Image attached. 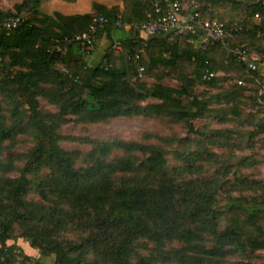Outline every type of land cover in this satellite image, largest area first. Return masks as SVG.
Segmentation results:
<instances>
[{
	"label": "trees",
	"instance_id": "trees-1",
	"mask_svg": "<svg viewBox=\"0 0 264 264\" xmlns=\"http://www.w3.org/2000/svg\"><path fill=\"white\" fill-rule=\"evenodd\" d=\"M41 1L21 0L14 13L0 8V22L21 20L0 29V152L29 130L36 141L25 154L0 158V264H49L50 258L52 264H255L264 250V184L226 174L264 163V154L236 153L264 152V88L258 70H247L232 52L264 54V0H179L196 5L204 21L238 26L228 46L203 48L199 32L161 33L166 38L151 41L119 37L121 48L112 42L97 65L86 62L73 38L95 26L94 48L104 32L113 41L125 25L149 19L150 0H124L122 7L94 3L84 14L45 13ZM227 12L234 15L229 21ZM141 43L145 52L135 60ZM39 98L57 112L42 111ZM249 103L258 111H249ZM69 116L89 124L130 116L182 121L199 143L229 150L220 155L225 173L171 177L161 147L125 140L89 141V164L77 166L78 152L59 144L58 130ZM197 120L204 124L195 127ZM210 121L231 125L211 129ZM113 150L120 155L109 159ZM178 155L195 174V162L213 154L204 148ZM13 171L18 175H6ZM31 190L39 201L27 198ZM245 191L254 195H234ZM59 229H74L79 241L60 237ZM18 238L40 253L34 263L16 245ZM239 254L248 260H229Z\"/></svg>",
	"mask_w": 264,
	"mask_h": 264
},
{
	"label": "rangeland",
	"instance_id": "rangeland-1",
	"mask_svg": "<svg viewBox=\"0 0 264 264\" xmlns=\"http://www.w3.org/2000/svg\"><path fill=\"white\" fill-rule=\"evenodd\" d=\"M21 0H0V8L5 12L14 13V5L19 3ZM82 3H85V0H77ZM104 1V0H102ZM110 1V0H105ZM242 2L249 3L250 1L258 0H241ZM68 3V2H67ZM52 6V7H51ZM54 6V7H53ZM67 4L65 1L61 0H46L43 4V10L50 11L51 8L66 10ZM24 17H29L30 15L23 14ZM234 15L231 12H227L225 15V20L229 21ZM221 19V17H216ZM3 97L0 95V100ZM152 102V99L146 100L143 104ZM39 108L42 111L46 112H57L55 105L49 103L45 98H39ZM3 107H7L6 101L3 102ZM246 108L249 111H258L256 108H251L250 103L247 104ZM264 115V114H262ZM70 121L62 125L58 133L62 136L60 141V146L66 150H76L78 152L76 165L77 166H86L89 164V153L94 149V145L89 143V141H111V140H125L132 142L145 143L146 145H152L153 148L161 147L164 150V157L166 160V168L171 177L180 179H197V178H210L215 176H223L225 173L223 158H221V153L229 151L226 148H216L213 146L207 147L201 142L199 143V136L195 134H189L187 131V126L182 121L172 120L170 117L158 116V117H143V116H130V117H117L110 119L105 123H79L74 121L73 116H69ZM211 122V129H223V127L230 126L231 124H216L214 121ZM204 124V121H195V127H200ZM149 133L153 134L152 137L147 138L144 134ZM189 137V138H188ZM164 138V139H163ZM188 138L189 141L186 143L180 142L181 139ZM35 138L33 133L29 130L28 133L19 134L13 143L5 142L3 144V149L0 152V158L6 161L8 157H15L17 155H22L27 153L34 145ZM204 148L208 149L211 154L207 159L202 158L199 161H196L193 168L195 174H188V170L185 169L186 163L182 162V157L177 156L178 153H191V151H201ZM264 154L263 151H260L258 148L253 147L250 150H244L242 152L236 151L237 154H253V153ZM120 155L118 150L111 151L107 156L109 159ZM106 156V157H107ZM95 157V156H94ZM137 157L141 155L137 154ZM14 165L17 167H22V163L19 161L14 162ZM173 167H176L177 174L173 173ZM195 167H198L196 171ZM8 177L17 176L18 172L13 171L6 174ZM228 179H234V177L246 178L250 182L262 183L264 184V163L258 164L250 169H234L230 173L226 174ZM235 196H246L250 197L254 193L250 191L245 192H235ZM38 196V197H37ZM28 199L40 200L38 192L36 190H31L28 195ZM60 237L70 239L73 241H79V233L74 229H69L64 231L59 229L56 231ZM16 233L19 234L20 230H16ZM9 244L12 241L8 242ZM16 245L23 250L24 253L29 255L32 259L31 263H34L36 259L40 257V253L37 249L32 250L28 242L24 239L18 238L16 240ZM146 254V253H142ZM256 258H253L252 261L255 264H264V250H261L256 253ZM230 261L238 260H248L246 254H239L229 257ZM53 258L48 260L49 264H52ZM161 264V263H156Z\"/></svg>",
	"mask_w": 264,
	"mask_h": 264
},
{
	"label": "built area",
	"instance_id": "built-area-1",
	"mask_svg": "<svg viewBox=\"0 0 264 264\" xmlns=\"http://www.w3.org/2000/svg\"><path fill=\"white\" fill-rule=\"evenodd\" d=\"M152 13L147 21L137 23L134 25H128L133 29L145 35H158L164 34H194L199 32L202 39L201 43L203 48L208 45H213L215 43H221L224 46H228L231 39L235 37V32L238 30V26L234 25L227 29L222 22L204 21L201 18L200 13L196 10V5H191L185 7L179 0H150ZM259 18L258 14L255 15ZM99 22L103 21L102 17H99ZM21 23L18 18L6 19L0 22V29L11 30L16 28ZM117 23H120L117 21ZM96 27L92 26L89 33H84L77 35L73 40L79 45L81 51L87 55L94 48V36ZM55 43L58 45V41ZM145 43H141V46L134 51V59L139 60L141 55L145 52ZM113 48L120 49V41H116L113 44ZM57 51L65 52V47H56ZM234 55L245 65L247 70L257 71L260 65L264 63L263 55H249L245 50L236 48L232 51ZM138 76H142L143 67L139 66L137 68ZM206 76H212V73L206 72ZM241 84V81H237Z\"/></svg>",
	"mask_w": 264,
	"mask_h": 264
},
{
	"label": "crops",
	"instance_id": "crops-1",
	"mask_svg": "<svg viewBox=\"0 0 264 264\" xmlns=\"http://www.w3.org/2000/svg\"><path fill=\"white\" fill-rule=\"evenodd\" d=\"M45 1L46 0H42L41 4H40V10L45 12V13L50 14L53 11H60L64 14H84V13L91 12L93 10V4L94 3L103 4L107 7H111V6H115V5L122 7V3L124 0H110L108 2L105 0L104 1H102V0H85V3H82V2L79 3V1H77V0H61V1H65L67 4V6H65L66 10H59V9L51 8L50 11L43 10V4ZM183 5L185 7H187L188 4L184 3ZM135 35L138 36L139 38L146 40V41H151V40L156 39V38H159V39L166 38L165 35H160V36L159 35H153V36L145 35L141 32H136L135 29H133V28L130 29V27H128V25H125L122 29L118 30L117 32H115L112 35L113 41L109 40L106 37L105 32H104L100 36V38L97 39L96 47L94 48L92 54L86 56V62L90 65L99 64L102 61L106 50L109 47H111L112 42L119 41V37L130 38V37L135 36ZM199 40H200V38H199ZM252 55H254V54H252ZM257 73H258V75L262 81V87L264 88V63L262 65H260ZM32 250H34V249H32Z\"/></svg>",
	"mask_w": 264,
	"mask_h": 264
}]
</instances>
